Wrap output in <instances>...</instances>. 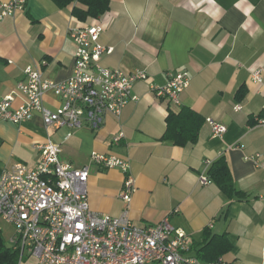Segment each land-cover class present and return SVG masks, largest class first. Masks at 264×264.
<instances>
[{"label": "crops", "instance_id": "1", "mask_svg": "<svg viewBox=\"0 0 264 264\" xmlns=\"http://www.w3.org/2000/svg\"><path fill=\"white\" fill-rule=\"evenodd\" d=\"M75 6L79 4L60 8L53 0H26L24 11L0 20V101L13 96L14 106L23 102L17 85L25 80L27 66L48 80H68L76 51L69 30L91 24L103 27L100 42L114 49L101 58L103 66L144 71L149 78L135 84L136 99L122 117H107L98 130L87 125L46 128L40 113L19 124L0 118V172L16 163L35 168L41 158L36 146L55 143L63 161L90 167V209L120 217L127 208L120 199L124 174L95 164L92 154L129 159L136 180L129 217L136 225L168 217L192 239V255L209 230L225 235L232 246L217 260L264 264V170L248 159L264 154V128L256 121L264 113V0H110L107 13L87 21L73 15ZM256 69L262 71L263 84L253 80ZM171 73L190 78L180 105L155 90L168 84ZM44 105L56 111L62 100L47 94ZM182 108L204 120L198 142L186 147L162 140L169 112ZM208 119L227 132L214 136ZM120 132L124 138L114 144ZM221 158L247 198H229L212 180L206 186L199 183ZM0 233L3 238L1 226Z\"/></svg>", "mask_w": 264, "mask_h": 264}, {"label": "built area", "instance_id": "2", "mask_svg": "<svg viewBox=\"0 0 264 264\" xmlns=\"http://www.w3.org/2000/svg\"><path fill=\"white\" fill-rule=\"evenodd\" d=\"M26 0L0 3V20L24 11ZM103 27L98 24L74 27L69 36L75 47L72 76L64 82L44 77L32 66L24 69L25 80L17 85L23 102L14 106L15 97L0 101V118L16 124L28 121L40 113L46 128L74 129L87 125L100 129L107 117L120 119L127 105L135 100L137 82L147 81L144 71L126 72L101 64L104 55L113 52L100 42ZM253 80L263 84L262 71L253 72ZM186 73H171L157 94L174 105H180L181 94L189 87ZM47 94L62 100L53 111L44 105ZM237 106L235 111H240ZM264 128V113L256 119ZM214 136H223L227 127L208 119ZM72 136L71 133L67 138ZM124 138L120 132L113 143ZM36 148L41 153L35 168L16 163L0 172V221L11 225L12 250L33 264H224L200 261L192 255L193 241L176 228L168 217L151 225H136L129 217V207L136 188L129 159L115 155L92 154V161L106 169H120L124 174L120 199L127 206L120 217L100 215L89 206L88 180L90 167L77 168L61 159L59 145L48 142ZM257 168L264 170V154L251 155ZM211 179L199 177L202 186Z\"/></svg>", "mask_w": 264, "mask_h": 264}, {"label": "trees", "instance_id": "3", "mask_svg": "<svg viewBox=\"0 0 264 264\" xmlns=\"http://www.w3.org/2000/svg\"><path fill=\"white\" fill-rule=\"evenodd\" d=\"M53 2L60 8H66L74 3L79 4V6L74 7L73 15L80 21H87L90 18L97 19L107 13L110 8V0H53ZM243 91L238 92L240 97L245 95ZM166 123V131L162 140L172 141L179 147H186L198 142L204 120L194 110L182 108L177 113L170 111L166 118ZM208 174L209 178L229 198H247L246 194L236 189L231 171L224 158L216 161L210 168ZM197 246H195L197 251L196 256L204 263L215 262L217 258L229 252L232 248L225 235H212L209 230L205 231L204 240L198 246L199 248ZM19 254L18 251H14L5 245L0 233V264H18Z\"/></svg>", "mask_w": 264, "mask_h": 264}, {"label": "rangeland", "instance_id": "4", "mask_svg": "<svg viewBox=\"0 0 264 264\" xmlns=\"http://www.w3.org/2000/svg\"><path fill=\"white\" fill-rule=\"evenodd\" d=\"M0 226L3 229V238H4V241L6 242V246L12 247V245L10 244L12 228L4 222L0 223ZM19 261H20V256H19ZM33 263H34V259L25 257L21 264H33Z\"/></svg>", "mask_w": 264, "mask_h": 264}]
</instances>
